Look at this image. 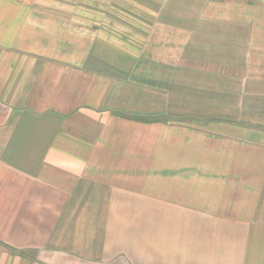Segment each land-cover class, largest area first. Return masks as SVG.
I'll return each mask as SVG.
<instances>
[{"label": "crops", "instance_id": "0c3cea01", "mask_svg": "<svg viewBox=\"0 0 264 264\" xmlns=\"http://www.w3.org/2000/svg\"><path fill=\"white\" fill-rule=\"evenodd\" d=\"M0 264H264V0H0Z\"/></svg>", "mask_w": 264, "mask_h": 264}]
</instances>
